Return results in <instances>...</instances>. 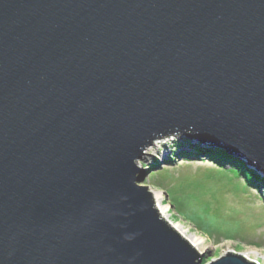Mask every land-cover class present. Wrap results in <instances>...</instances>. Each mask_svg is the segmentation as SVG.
I'll return each instance as SVG.
<instances>
[{"label":"water","instance_id":"1","mask_svg":"<svg viewBox=\"0 0 264 264\" xmlns=\"http://www.w3.org/2000/svg\"><path fill=\"white\" fill-rule=\"evenodd\" d=\"M169 138L264 180V0H0V264H201L140 186Z\"/></svg>","mask_w":264,"mask_h":264},{"label":"rangeland","instance_id":"2","mask_svg":"<svg viewBox=\"0 0 264 264\" xmlns=\"http://www.w3.org/2000/svg\"><path fill=\"white\" fill-rule=\"evenodd\" d=\"M187 142L190 147L185 146ZM193 146L187 140L169 138L149 148L136 163L146 172L140 186L162 193L170 221L202 238L203 250L197 252L203 256L201 264L227 253L243 256L249 251L259 255L248 262L264 264V185L250 188L235 171L205 157L178 158Z\"/></svg>","mask_w":264,"mask_h":264},{"label":"trees","instance_id":"3","mask_svg":"<svg viewBox=\"0 0 264 264\" xmlns=\"http://www.w3.org/2000/svg\"><path fill=\"white\" fill-rule=\"evenodd\" d=\"M185 146H189L188 142L185 143ZM180 157H184L185 159H198L200 157H205L222 169H231L232 172L235 171L250 188H259V186L262 185V180L258 179L255 174L247 170L243 162L226 155L220 150L201 149L198 146H193L190 151L179 153L178 158Z\"/></svg>","mask_w":264,"mask_h":264},{"label":"bare ground","instance_id":"4","mask_svg":"<svg viewBox=\"0 0 264 264\" xmlns=\"http://www.w3.org/2000/svg\"><path fill=\"white\" fill-rule=\"evenodd\" d=\"M159 143H161V141L155 142L154 145L151 148H153V147L155 148L156 145L159 144ZM163 158H164V156H163ZM248 170L251 171L250 169H248ZM251 172L253 174H255V176L258 179H260L259 176L254 171H251ZM150 194H151L152 199H153L155 210L157 211V213H158L159 217L161 218V220L163 222H165L184 241H186L195 251H197V252L202 251L203 250V245H204L202 238L197 237L195 235H191L189 229L185 228L182 224L173 223V222L170 221V219H169L170 218L169 206L164 203L162 193H160L158 191H152ZM226 253H227V251H226ZM227 254H229V253H227ZM226 255H224V256H226ZM257 255H259L257 252L249 251L248 254L243 255L241 257H243L245 260H247L251 256H257ZM224 256H222V257H224Z\"/></svg>","mask_w":264,"mask_h":264}]
</instances>
